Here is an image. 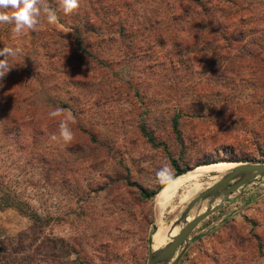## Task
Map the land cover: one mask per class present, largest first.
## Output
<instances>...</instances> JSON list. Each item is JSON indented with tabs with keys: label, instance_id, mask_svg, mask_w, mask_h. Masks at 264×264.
Returning <instances> with one entry per match:
<instances>
[{
	"label": "rangeland",
	"instance_id": "rangeland-1",
	"mask_svg": "<svg viewBox=\"0 0 264 264\" xmlns=\"http://www.w3.org/2000/svg\"><path fill=\"white\" fill-rule=\"evenodd\" d=\"M243 1L252 11L247 14L250 37L244 41L251 48H264V0ZM64 22L59 17L56 24L61 28ZM28 31L19 36L13 32L14 39L29 67L44 73L41 31ZM101 71L115 90L98 106L92 105L98 96L82 97V123L90 135L71 129V142L59 137V120L70 128L77 124L71 109H63V117H54L50 127L36 120L35 141L20 136L18 124L0 116V202H10L4 197L9 191L40 219L35 222L14 208H0V264H147L158 225H163L162 247L207 210L210 198L184 216L193 200L231 169L185 183L163 199L161 212L157 202L162 184L219 162L264 164V94L248 102L251 91L244 80L250 71H241L239 78L235 74L240 71H235L230 90L221 71H172L164 79L149 71L138 73L125 63ZM66 78L58 74L53 81L35 82L36 105L50 107L42 100L52 86L60 89L63 100L76 96L80 91L65 84ZM66 90L71 97L63 95ZM152 94L157 102L149 101ZM177 112L182 116L175 129ZM89 138L95 140L93 145ZM61 156L68 162L65 168ZM174 162L183 174L176 176ZM162 171L164 175H158ZM143 192L156 194L146 198ZM170 264H264V178L234 192L202 221Z\"/></svg>",
	"mask_w": 264,
	"mask_h": 264
},
{
	"label": "trees",
	"instance_id": "trees-1",
	"mask_svg": "<svg viewBox=\"0 0 264 264\" xmlns=\"http://www.w3.org/2000/svg\"><path fill=\"white\" fill-rule=\"evenodd\" d=\"M241 1L80 0L78 11L65 15L58 0H47L49 7L57 9L58 16L63 17L66 22L61 28L57 24L49 25L46 22H42L39 27L38 31L42 34L40 49L46 59L44 73L29 67V60L14 39V25L0 24V49H21V54L8 58L12 67L8 74L0 78V116L17 123L20 136L25 138L29 135L35 141L36 120L47 121V127L56 121L54 117L49 116L50 107L54 110L71 109L77 122L71 125V129L79 135L89 134L82 123L85 113L82 97H87V100L93 95L98 96L92 103L93 106L110 99L109 93L115 89L113 83L105 80L106 74L104 70L100 72V69L118 67L121 63L132 65L138 73L149 71L153 76H163V79L165 74L172 71L186 74L204 69L211 75L221 71L225 76L224 87L229 90L233 85L231 76H234L235 71H240L235 74L236 78L241 77V71H250L253 74L244 81L251 91L248 102L253 101L259 94H264V75L256 73L264 72V48H251V43L246 44L244 41L250 37L247 30V14L252 11L247 2ZM28 32L27 34H30L34 31ZM216 61L219 62L217 68ZM58 74L67 75L65 84L80 92L68 100H63L59 96L60 89L52 86V89L47 88L44 92L46 100H42V103L45 102L50 107L44 104L36 105L35 82L53 81L54 76ZM204 80L205 85L209 86L207 79ZM11 88L15 93L10 92ZM63 95L71 97L72 92L66 90ZM159 95L162 98L163 94ZM150 97V102H157L158 98L154 94ZM85 105L87 106V103ZM180 116L182 113L177 112L174 117L175 129L178 128ZM141 128L145 132L144 124ZM8 131H12V128ZM89 140L93 145L95 140ZM60 163L63 168L68 164L64 156H61ZM176 171V176L184 173L178 166ZM155 194L142 193L146 198ZM12 196L9 191L5 192L4 197L10 202H3L2 199L1 209L14 208L35 222L40 221L37 212L30 210L28 203L15 200Z\"/></svg>",
	"mask_w": 264,
	"mask_h": 264
},
{
	"label": "clouds",
	"instance_id": "clouds-1",
	"mask_svg": "<svg viewBox=\"0 0 264 264\" xmlns=\"http://www.w3.org/2000/svg\"><path fill=\"white\" fill-rule=\"evenodd\" d=\"M59 7L65 15L72 14L80 8V0H59ZM59 21L57 9L49 7L47 0H0V24L7 23L14 25L13 32L19 36L25 29L38 31L42 22L55 25ZM21 54L20 48L4 47L0 49V78L9 72L12 66L9 65L8 58ZM64 110L57 108L49 112L50 117H57ZM59 137L65 143L73 139V133L66 120L59 123ZM55 140L57 137L52 136ZM158 175H164L162 171Z\"/></svg>",
	"mask_w": 264,
	"mask_h": 264
},
{
	"label": "water",
	"instance_id": "water-1",
	"mask_svg": "<svg viewBox=\"0 0 264 264\" xmlns=\"http://www.w3.org/2000/svg\"><path fill=\"white\" fill-rule=\"evenodd\" d=\"M260 178H264V164L242 163L227 172L220 181L193 200L184 216L189 213L197 202L210 198L211 201L207 210L186 222L183 229L169 244L158 251L152 252L149 255L147 264H170L179 249L187 243L192 232L202 221L219 211L234 192L251 185ZM218 199H221V202L213 206ZM182 220H179V223ZM177 226L178 223L174 224L172 228L175 229Z\"/></svg>",
	"mask_w": 264,
	"mask_h": 264
},
{
	"label": "bare ground",
	"instance_id": "bare-ground-1",
	"mask_svg": "<svg viewBox=\"0 0 264 264\" xmlns=\"http://www.w3.org/2000/svg\"><path fill=\"white\" fill-rule=\"evenodd\" d=\"M237 165L234 163H227V162H219L211 165H206V166H201L196 168L195 170L173 180L169 184H167L160 192L158 195V207L162 212V205H163V199H165L172 191L178 189L185 183L189 182L190 180L196 178L197 176L208 173V172H214L218 170H223V169H233ZM157 201V200H156ZM162 230H163V225L159 224L157 227L156 232L154 233V236L152 237V249L154 251H158L161 248L165 247L167 244H169L172 239L167 241L162 247H160V242H161V236H162Z\"/></svg>",
	"mask_w": 264,
	"mask_h": 264
}]
</instances>
